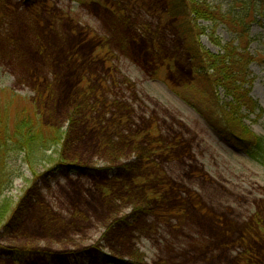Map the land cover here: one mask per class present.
Returning <instances> with one entry per match:
<instances>
[{
  "label": "rangeland",
  "instance_id": "374dc122",
  "mask_svg": "<svg viewBox=\"0 0 264 264\" xmlns=\"http://www.w3.org/2000/svg\"><path fill=\"white\" fill-rule=\"evenodd\" d=\"M205 1L249 12L250 94L264 108V0ZM168 8L0 0V103L30 102L66 137L47 161L15 164L0 264H264V167L219 131L231 97L199 77ZM198 25L214 54L239 43L225 24ZM242 123L264 136V118ZM57 159L102 171L64 173Z\"/></svg>",
  "mask_w": 264,
  "mask_h": 264
},
{
  "label": "trees",
  "instance_id": "16d2710c",
  "mask_svg": "<svg viewBox=\"0 0 264 264\" xmlns=\"http://www.w3.org/2000/svg\"><path fill=\"white\" fill-rule=\"evenodd\" d=\"M32 1L26 0L30 3ZM261 2L263 0H250V5L254 7L256 3ZM168 6V13L179 21L177 26L186 39L187 52L194 68L199 71V77L205 81L211 92L223 87L231 97L229 102L219 108L221 123L217 128L224 139L264 167V136L255 134L242 123L247 113L254 114L257 119L264 118V108L250 94L253 80L249 78V66L254 57L247 51L249 12H226L205 0H168ZM199 20L211 22L212 33L216 32L220 24H225L236 35L239 43L231 41L225 44L223 53L210 52L199 40L204 34L198 25ZM66 136L69 138L67 134ZM65 140L61 128L46 124L41 112L30 102L24 105L15 104L13 101L0 103V221L5 218L4 195L19 176L16 170L19 167L15 168V164L21 160L32 167L45 162L50 158L48 151ZM54 165L60 167L64 173L73 170L82 175H96L102 171L58 159ZM15 252L16 261L31 259L36 254L32 251ZM45 257L47 259L48 254ZM97 257L101 264H123L122 261L106 254Z\"/></svg>",
  "mask_w": 264,
  "mask_h": 264
}]
</instances>
